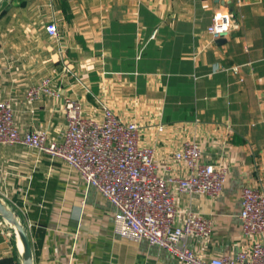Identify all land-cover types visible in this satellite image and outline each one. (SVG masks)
<instances>
[{
  "label": "crops",
  "instance_id": "crops-1",
  "mask_svg": "<svg viewBox=\"0 0 264 264\" xmlns=\"http://www.w3.org/2000/svg\"><path fill=\"white\" fill-rule=\"evenodd\" d=\"M218 11L238 25L224 43L207 33ZM52 23L58 37L46 30ZM48 78L88 115L105 105L136 123L159 165L189 139L202 147L201 164L226 165L220 197L177 194V209L213 222L209 239H188L193 251L207 260L238 254L243 189L264 192V0H1L0 102L12 103L23 130L60 142L62 100L26 98ZM0 200L27 230L34 264H181L146 240L117 236L107 199L26 146L0 145ZM9 226H0V264H23Z\"/></svg>",
  "mask_w": 264,
  "mask_h": 264
},
{
  "label": "built area",
  "instance_id": "built-area-1",
  "mask_svg": "<svg viewBox=\"0 0 264 264\" xmlns=\"http://www.w3.org/2000/svg\"><path fill=\"white\" fill-rule=\"evenodd\" d=\"M236 28L231 12L218 11L207 33L217 42L228 39ZM46 30L52 37L59 35L55 23ZM156 35L157 31L153 38ZM232 71L238 73L239 67ZM43 96L63 102L67 127L62 141L51 140L47 131L23 130L16 122L12 103L6 101L0 102V145H23L64 163L116 208L117 236L133 242L146 240L181 264H264V192L251 186H245L242 192L244 243L236 256L207 260L189 247L190 237L209 239L213 222L192 210L179 211L177 194L217 199L228 179L226 165L200 163L203 150L197 141H184L180 151L159 165L155 149L141 141L136 123L122 121L105 105L99 113L88 115L80 100L63 95L50 78L28 90L27 103L33 104ZM163 130L159 126V132ZM177 165H183L187 173L173 172ZM179 217L181 225L176 223Z\"/></svg>",
  "mask_w": 264,
  "mask_h": 264
},
{
  "label": "water",
  "instance_id": "water-1",
  "mask_svg": "<svg viewBox=\"0 0 264 264\" xmlns=\"http://www.w3.org/2000/svg\"><path fill=\"white\" fill-rule=\"evenodd\" d=\"M225 41H226L225 39H222V40H219L218 42L224 43ZM0 215L2 218H4L5 221H7L9 224L13 226V228L16 231V234L20 238V241H22L23 248H24L23 252L21 253L22 263L23 264H34L33 249H32L30 237L28 235L27 230L25 229L24 225L19 220L18 215H16L15 213L7 209L1 200H0Z\"/></svg>",
  "mask_w": 264,
  "mask_h": 264
},
{
  "label": "bare ground",
  "instance_id": "bare-ground-1",
  "mask_svg": "<svg viewBox=\"0 0 264 264\" xmlns=\"http://www.w3.org/2000/svg\"><path fill=\"white\" fill-rule=\"evenodd\" d=\"M19 247H20V250L23 252L24 248H23L22 241H19Z\"/></svg>",
  "mask_w": 264,
  "mask_h": 264
},
{
  "label": "rangeland",
  "instance_id": "rangeland-1",
  "mask_svg": "<svg viewBox=\"0 0 264 264\" xmlns=\"http://www.w3.org/2000/svg\"><path fill=\"white\" fill-rule=\"evenodd\" d=\"M5 227H10L9 224H6L5 222H3V224ZM12 229V228H11Z\"/></svg>",
  "mask_w": 264,
  "mask_h": 264
}]
</instances>
